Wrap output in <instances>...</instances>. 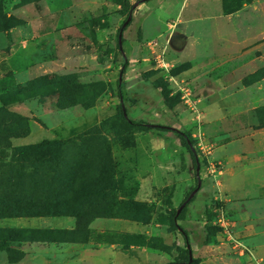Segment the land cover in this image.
<instances>
[{
    "label": "rangeland",
    "instance_id": "obj_1",
    "mask_svg": "<svg viewBox=\"0 0 264 264\" xmlns=\"http://www.w3.org/2000/svg\"><path fill=\"white\" fill-rule=\"evenodd\" d=\"M137 1L1 0L0 198L82 196L73 215L0 217V227L64 229L55 242L0 243V264H117L106 246L126 264H160L159 250L186 258L171 218L198 186L191 151L175 130L130 125L122 103L132 119L195 139L201 189L178 221L193 233L189 255L198 262L210 231V243L264 264V0ZM45 139L65 143L24 149ZM216 207L249 251L233 248ZM135 224L164 227L169 241Z\"/></svg>",
    "mask_w": 264,
    "mask_h": 264
},
{
    "label": "trees",
    "instance_id": "obj_2",
    "mask_svg": "<svg viewBox=\"0 0 264 264\" xmlns=\"http://www.w3.org/2000/svg\"><path fill=\"white\" fill-rule=\"evenodd\" d=\"M1 5H2V2L0 0V6ZM3 24L4 23L0 19V29L2 28ZM125 27H123L122 25L120 27L119 33L120 31H124ZM124 57H126L125 52H124ZM187 68H188V64L183 63L181 66L176 68L175 74L178 73L180 70H185ZM124 71H125V68L121 70L120 78L123 76ZM120 78L118 80V84L120 87V95L121 97H124V87L125 86H124V82ZM35 80H42V77L37 78ZM4 101H5V104L10 102L8 99L4 100L0 98V102H4ZM120 107H121L120 114L132 126H139L143 128L162 127L163 129L175 130L178 133L179 137L183 140V142L189 147L191 151V155H192V160L195 165V172L197 173L198 177L201 178L200 171H201L202 162L200 158V152L198 151L195 145V139L193 138L190 132L183 131V130H180L179 128L172 127L169 125L152 124V123H147L144 120L132 119L128 116L126 112V108L124 107L123 103L121 104ZM64 143H65L64 139H59V140L58 139H55V140L45 139L35 145H28L24 147V149H28L31 153H34L35 155L40 156L42 154H51L53 152L55 153L58 152L62 148ZM200 189H201V186L198 188V191ZM197 192L193 197L187 200V198L190 195L189 193L188 196L183 201L185 202L187 200L181 212L177 215L178 209L175 210L171 218V223H172L173 228L176 230H179L182 236L184 237L185 246L188 252V255L186 256L185 259L175 260L174 263L196 264L197 262V260H195L194 258L190 260L189 250H191V242H190L189 234H188V231L184 227H182L178 222L180 219V216L186 209L187 205L195 199ZM77 193L78 192L69 193L67 196L64 195L63 197L57 198L56 200L51 201L47 205H37L36 203V205L34 206L21 204L20 199H13L9 197L8 195H6L3 198H0V217H20V216L33 217V216L73 215V213H75L74 212L75 208H72L68 204L82 196L81 194H77ZM207 211H211V210L209 209ZM63 231L64 229H60V228L50 229L46 227H42V228H38V227H0V243H9L10 241L14 242V241H39V240L55 242L57 241V239L53 235L62 233ZM209 234H210V231H207V233L205 234V238H203L201 242L202 244L210 243Z\"/></svg>",
    "mask_w": 264,
    "mask_h": 264
},
{
    "label": "crops",
    "instance_id": "obj_3",
    "mask_svg": "<svg viewBox=\"0 0 264 264\" xmlns=\"http://www.w3.org/2000/svg\"><path fill=\"white\" fill-rule=\"evenodd\" d=\"M255 188L257 190V185L258 182L256 180L253 181ZM202 196H199L198 198H196V200H198L200 198V200H198V204L203 203V200H201ZM205 199V197H204ZM188 222V224L192 225L193 220L188 218V220H186ZM194 225V224H193ZM186 228H189V225L186 226ZM131 231H140V232H148V231H152V233H154V231L156 230L164 231V227H156L154 224L150 225H137L135 224L134 226H129L128 228ZM165 235L167 237V241H169L170 236H168L169 234H171V232H168L167 230L164 231ZM191 234L193 233H190ZM177 236V243L180 247H183V242H182V238L179 234H176ZM174 242H172L171 244H173ZM229 245L227 244V242L224 241H220L218 243H208V244H203L202 248L200 249V253L199 255L195 256L198 260V262L196 264H255V262L252 261H248L246 260L244 257L242 256H238L237 254H234L230 249H229ZM103 251V255H105L108 259H112L113 262H116L117 264H126V261H120V259L125 258L126 254L120 250H116L115 248L111 247V246H106L102 248ZM160 252L157 254L159 257V261L160 264L162 263H168V262H172L174 260V258L168 259L166 258V255H169L168 253L159 250ZM175 252H177L176 250H173ZM196 251H199L198 249H196ZM149 250H147V252L144 254V256L146 255V257H148V253ZM142 255V254H141ZM152 257V256H151ZM164 259V261H163ZM148 262H150L149 260L151 259H147ZM163 261V262H161ZM154 264H156L155 260L153 262Z\"/></svg>",
    "mask_w": 264,
    "mask_h": 264
},
{
    "label": "built area",
    "instance_id": "obj_4",
    "mask_svg": "<svg viewBox=\"0 0 264 264\" xmlns=\"http://www.w3.org/2000/svg\"><path fill=\"white\" fill-rule=\"evenodd\" d=\"M161 66L169 68L167 62L161 61ZM215 210L218 212V218L215 223L223 230V233L226 235L228 241L232 243L234 249L238 250L240 254L249 251V247L244 244L234 233L230 224L229 218L226 216L223 207H216Z\"/></svg>",
    "mask_w": 264,
    "mask_h": 264
},
{
    "label": "water",
    "instance_id": "obj_5",
    "mask_svg": "<svg viewBox=\"0 0 264 264\" xmlns=\"http://www.w3.org/2000/svg\"><path fill=\"white\" fill-rule=\"evenodd\" d=\"M144 1H146V0H138V1L134 4V7L136 8L141 2H144ZM131 18H132V14H130V15L128 16L127 20H126V21L124 22V24H123V27H125V26L127 25V23L131 20ZM122 35H123V31H120V33H119V45H120V48H121V49H123V46H122V42H123V40H122ZM120 79H122V77H121ZM198 169H199V168H198ZM201 184H202V180H201L200 177H198V186H197V187H196V188L190 193V195H189V197L187 198V200H189L191 197H193V196L196 194V192L198 191V188L201 186ZM187 200H186L185 202H183V203L179 206V208H178V210H177V215L181 212V210H182L183 207L185 206ZM192 259H193V256H192V252L190 251V260H192ZM165 264H181V263L168 262V263H165Z\"/></svg>",
    "mask_w": 264,
    "mask_h": 264
}]
</instances>
